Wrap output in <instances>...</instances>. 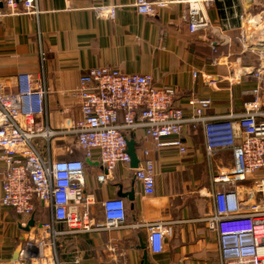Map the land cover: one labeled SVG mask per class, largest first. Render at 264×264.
<instances>
[{"label":"built area","instance_id":"1","mask_svg":"<svg viewBox=\"0 0 264 264\" xmlns=\"http://www.w3.org/2000/svg\"><path fill=\"white\" fill-rule=\"evenodd\" d=\"M216 1L188 0L191 32L203 31L208 25L200 3L209 7ZM169 3L136 0L134 5L138 14L153 16ZM94 11L100 18L115 14L113 6L99 5ZM40 12L39 0H0V17ZM251 17L257 16L251 14L249 21ZM263 32L264 26L259 27L258 34ZM256 35L250 41L257 40ZM212 48L216 50V46ZM211 64L217 62L212 60ZM252 72L249 68L244 71L255 75ZM222 76L227 80L223 89L219 82ZM15 78L14 89H9L0 76L1 203L23 217L34 214L37 204L45 211L46 219L37 227L34 241L24 248L40 264H62L45 252L46 248L56 247L61 235L124 227L144 230L148 252H162L171 222L167 218L128 224V201L122 197L103 200V219L97 218L93 210L95 196L86 187V161L97 159L103 170L101 182H106L119 165L125 166L142 195L152 197L156 194L155 161L148 148L140 147L138 167L132 168L128 138L132 134L136 139L140 132L155 149L171 147L185 156L189 152L183 133L187 124L193 128L199 124L203 130L211 169L209 192L214 199L213 214L205 221L208 229L218 235L219 264H264V105L258 88L241 110L216 112L212 110V98L200 92L197 85L217 88L219 84L216 91L229 92L239 75L226 70L224 75L212 76L202 64L193 69V88L184 99L191 109L187 115L176 91L155 84L150 73L92 67L80 74L68 102L58 98L46 81L29 72H20ZM76 109L78 117L73 115ZM53 111L61 113V128L42 123ZM37 139L46 142L47 157L35 144ZM63 139L69 142L65 144ZM222 152L230 153L232 164L220 170L218 158Z\"/></svg>","mask_w":264,"mask_h":264},{"label":"crops","instance_id":"2","mask_svg":"<svg viewBox=\"0 0 264 264\" xmlns=\"http://www.w3.org/2000/svg\"><path fill=\"white\" fill-rule=\"evenodd\" d=\"M135 1L39 0L38 15L0 17V76L9 89H14L16 75L29 72L34 78L46 81L58 98L68 102L80 74L92 67L150 73L155 84L168 85L176 91L185 113L190 115L191 109L184 99L193 88V69L204 64L212 76L224 75L226 70L239 75L229 92L216 91L219 84L217 88L197 85L200 92L212 98V110H241L247 99L244 91L256 82L252 74L244 73L245 69L254 68L247 64V42L250 45L252 35L259 33L255 25L252 30L249 18L257 9L264 12V0H217L209 7L200 3L208 25L197 32L189 29L188 0H169V5L153 16L138 14ZM99 5L113 6L114 16L97 17L94 8ZM255 19L258 24L262 17ZM212 60L217 64L212 65ZM226 81L224 76L219 79L221 89ZM73 115L78 117L77 109ZM42 123L61 128L63 118L59 111H53ZM183 133L189 149L185 156L171 147L155 149L143 133L135 136L138 151L140 147L148 148L155 161L154 196H143L123 165L106 182H101L99 176L103 170L97 159L86 161L87 191L95 196L93 210L98 219H103V200L119 197L120 190H134V200L126 199L130 209L128 224L142 219L171 221L164 250L149 252L155 264H219L218 235L208 229L205 221L213 214L214 199L209 192L211 169L206 160L202 126L193 128L187 124ZM63 140L65 144L69 142ZM35 144L47 157L46 142L37 139ZM2 171L0 163V264H40L24 248L34 241L46 213L39 205L33 214L36 224L27 231L31 216L23 217L1 203ZM140 232L144 233L146 243L145 231L131 227L61 235L56 247L46 248L45 252L62 264H140L139 246L143 243Z\"/></svg>","mask_w":264,"mask_h":264},{"label":"rangeland","instance_id":"3","mask_svg":"<svg viewBox=\"0 0 264 264\" xmlns=\"http://www.w3.org/2000/svg\"><path fill=\"white\" fill-rule=\"evenodd\" d=\"M252 15L253 16L259 15L260 17H262L263 23H264V12H262V10L257 9L255 11H253ZM251 18H254V17H251ZM250 25L253 26V27H251L252 30H255L256 27L254 28V23H251ZM257 28H259V27H257ZM248 43L249 42H247V45L249 47H248L247 51H249V53L247 52V56L246 55L245 56L249 59V62L247 64L254 67L252 73H255V75L254 74H252V75L254 76V82L255 81L256 82H255V85L253 87L244 91V95H245L244 97L247 98V99H245L246 101L253 99L254 98L253 92L256 88H258L259 92L263 93V99H264V45L259 46L256 39H251L250 45ZM246 75H249V74H246ZM260 82L262 83L261 85H259ZM234 95H236V94H234ZM263 99L261 98V102L264 105ZM218 159H219L218 164L220 166V170L223 167L230 166L232 164V157H231L230 153H228V152H222L219 155Z\"/></svg>","mask_w":264,"mask_h":264},{"label":"water","instance_id":"4","mask_svg":"<svg viewBox=\"0 0 264 264\" xmlns=\"http://www.w3.org/2000/svg\"><path fill=\"white\" fill-rule=\"evenodd\" d=\"M256 38H257L259 44L264 45V32L262 34H257ZM127 143H128V152L131 156V167L136 168V167H138V164H139V157H138L137 146H136L137 143H136L133 136H130L128 138ZM134 196H135L134 190L125 191V192L123 190H120V192H119V197L128 199L130 201L134 200V198H135ZM35 224H36V220L34 218V215L32 214L25 229L27 231H30V229L32 227H34ZM139 248L142 250V259H141L140 264H155L153 261L150 260L149 252L146 249L145 244H143V243L140 244Z\"/></svg>","mask_w":264,"mask_h":264},{"label":"trees","instance_id":"5","mask_svg":"<svg viewBox=\"0 0 264 264\" xmlns=\"http://www.w3.org/2000/svg\"><path fill=\"white\" fill-rule=\"evenodd\" d=\"M37 207H39V204L36 205V209H37ZM129 211H130V209L128 207V214H129ZM140 237H141L142 242L145 244V242H144V233L143 232H140Z\"/></svg>","mask_w":264,"mask_h":264},{"label":"bare ground","instance_id":"6","mask_svg":"<svg viewBox=\"0 0 264 264\" xmlns=\"http://www.w3.org/2000/svg\"><path fill=\"white\" fill-rule=\"evenodd\" d=\"M250 22H255L254 24L256 25V19L255 18H252V21H250Z\"/></svg>","mask_w":264,"mask_h":264}]
</instances>
